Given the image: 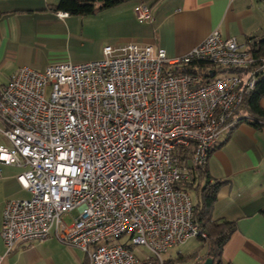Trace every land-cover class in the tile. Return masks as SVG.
I'll list each match as a JSON object with an SVG mask.
<instances>
[{"label":"built area","instance_id":"2783aa9c","mask_svg":"<svg viewBox=\"0 0 264 264\" xmlns=\"http://www.w3.org/2000/svg\"><path fill=\"white\" fill-rule=\"evenodd\" d=\"M133 12L151 20L144 3ZM102 52L43 69L21 65L0 86L9 143L0 145V163L23 167L16 179L30 193L5 201L6 251L53 229L87 264H164L168 248L205 236L190 194L174 183L205 166L264 59L216 29L178 57L134 42ZM124 235L127 242L114 241ZM130 245L151 254L140 260Z\"/></svg>","mask_w":264,"mask_h":264},{"label":"crops","instance_id":"0c3cea01","mask_svg":"<svg viewBox=\"0 0 264 264\" xmlns=\"http://www.w3.org/2000/svg\"><path fill=\"white\" fill-rule=\"evenodd\" d=\"M58 1L0 0V69L9 72L0 86L21 65L43 69L53 63L81 61L82 49L95 43L99 27L89 15L97 10L59 17L57 11L63 10L52 8ZM137 3L150 7V21L135 16ZM100 10L101 34L110 41L106 42L153 44L171 58L183 55L214 29L222 37L234 36L244 47L248 37L264 35V0H124ZM259 104L264 108V95ZM245 114L243 109L233 114L204 167L209 181L222 182L211 210L216 204L219 208L216 215L210 212L211 217L235 221V230L221 251L222 261L264 264V124L242 119ZM6 142L0 145L9 146ZM23 169L0 163V229L5 201L30 196L16 179ZM208 178L202 176L194 184L202 186ZM87 263L86 253L65 244L53 229L42 241L17 240L9 251L0 236V264Z\"/></svg>","mask_w":264,"mask_h":264},{"label":"trees","instance_id":"16d2710c","mask_svg":"<svg viewBox=\"0 0 264 264\" xmlns=\"http://www.w3.org/2000/svg\"><path fill=\"white\" fill-rule=\"evenodd\" d=\"M122 1L124 0H59L52 8L54 10H63L68 15H85L94 13L101 8L113 6ZM246 44L245 48L248 52L256 58L264 59V35L250 36L247 38ZM204 67V63L197 64V69H203ZM262 95H264V68L256 74L253 90L242 99L236 109V112L243 109L246 114L242 116V119L249 120L256 126L264 124V108L259 104V99ZM205 175L207 178L209 177L205 167H200L191 170L186 180H178L174 183V186L182 188L187 192L188 190H193L197 196H195V200H192L193 217L194 222L201 228L205 236L198 235L196 238L202 241L205 251L201 256H198L195 252L186 254L178 252L172 258L163 256L164 264H178L179 261H183L184 263L190 261L189 264H202L206 258H211L212 264H230L229 262L222 261L221 251L235 230V221L223 217L214 219L211 217V208L216 200L217 190L222 182L220 180L209 181L208 178L202 186L194 184L195 179ZM261 212L264 214V210H261Z\"/></svg>","mask_w":264,"mask_h":264},{"label":"rangeland","instance_id":"374dc122","mask_svg":"<svg viewBox=\"0 0 264 264\" xmlns=\"http://www.w3.org/2000/svg\"><path fill=\"white\" fill-rule=\"evenodd\" d=\"M123 4V3H122ZM89 18H93L94 19V23L98 24L99 27V35L96 37V41L94 44L92 45H86L84 47V49H82L81 54H79V56H82L84 59L80 60H73L72 63H79V62H83V61H87V60H99L103 58V47L106 45H113L114 43H108L110 42L109 39L105 38L104 35L101 34V10L100 11H96L94 14L89 15ZM105 38V40H104ZM108 41V42H106ZM7 69V68H6ZM6 69H0V84L4 82V78L6 77V75L9 74V72H6ZM222 72H220L219 70L217 71V75H221ZM1 123H0V127H1ZM6 144V139L5 137L0 133V144ZM188 193L190 194V197L195 200V193L193 190H188ZM214 209L211 210V214L216 215V210H218L219 206L218 204H216V206L214 205L213 207ZM74 213V212H73ZM64 221L66 222L67 225H69L71 223V217L69 216H64ZM127 240V236H121L117 239H115V242H125ZM127 242V241H126ZM134 251V253L137 255V257L142 260L147 256H150V251L147 250L143 245H130ZM205 251V247L202 245V241H200L199 239H197L196 237H192L190 239H188L187 241L180 243V244H176L172 247H170L167 252H165L163 254L164 257H169L170 255L173 256V254H175L177 252L180 253H198L201 254ZM190 261L188 262H183V261H179L178 264H189Z\"/></svg>","mask_w":264,"mask_h":264},{"label":"water","instance_id":"95a60500","mask_svg":"<svg viewBox=\"0 0 264 264\" xmlns=\"http://www.w3.org/2000/svg\"><path fill=\"white\" fill-rule=\"evenodd\" d=\"M202 264H212L211 258H206Z\"/></svg>","mask_w":264,"mask_h":264}]
</instances>
